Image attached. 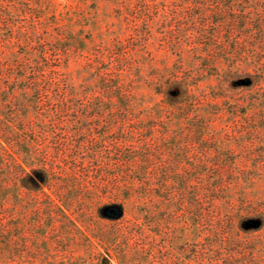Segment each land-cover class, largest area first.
<instances>
[{
	"label": "rangeland",
	"instance_id": "rangeland-1",
	"mask_svg": "<svg viewBox=\"0 0 264 264\" xmlns=\"http://www.w3.org/2000/svg\"><path fill=\"white\" fill-rule=\"evenodd\" d=\"M228 1L23 0L25 5L20 6L22 9L20 14L24 15L22 24L29 30L33 26L36 28L33 40L37 42L44 40V43H37L35 49L37 51L45 49L48 57L52 59L49 61L44 58V66L49 64L51 69L56 70L55 76L62 81V87L65 88L64 83L67 84V87L62 90L65 94L71 95L67 103L69 109L63 112L53 113L51 111L52 102H45L37 107L39 113L33 111L34 106L26 108L38 127H36V135L29 132L25 134L30 141L34 139L38 148L34 159L28 156L29 163L34 168L39 167L42 160L57 171L59 178L68 177L76 172L86 180L92 181L98 174L110 173L114 170L99 167V162L105 159H101L93 151L101 143L90 142L89 136H98L101 140L111 141L112 138L121 135L118 131L120 127L128 130L136 128L140 131V128L148 124H157V129L151 132L153 136H156L157 149L159 145L160 148L168 145L160 139L166 128H170L168 132L171 136L182 133L192 138L199 129L208 137H212L211 141L203 140L196 148L189 151L190 155L186 162L192 165H187V168L195 166L193 159L194 162L198 158L203 159L199 155L201 153L205 155L203 149L206 146H217L218 142H221L232 147L236 163L224 164L221 168L223 159L220 160L217 155L214 156V153H211L208 159L220 165L212 173L223 175L218 183L219 188L223 189L217 193L221 199L219 206L226 208L222 202L226 198L234 199L237 204L233 207L234 224L230 227L235 240L232 238L231 243L224 244V249H215L213 254L217 256H213L207 251L208 243L213 238L206 237L200 246L206 249L199 257L203 262H199L198 259L192 257L190 251L183 253L181 249L173 245L175 237H180L182 233L180 224L179 226L173 223L165 224L160 229L152 225V231H149L142 225L143 215L135 214L133 216L138 218L137 222L132 220L135 225L130 222L124 224L127 235L133 232V238L128 243V256L131 263L127 264H210L208 259L210 256L221 257L226 262L225 256L233 251L242 255L240 258L242 262L254 263L257 258L264 260V233L257 237L252 231L246 233L245 227L241 226L240 219L248 215L235 211L264 203V85L261 90H254V86L246 84V79H243L248 78L254 81L259 78L258 71L255 72L254 68L259 71L264 70V49L253 47L259 37L257 29L264 30V20L252 19L248 23L234 22L233 39L232 37L229 39V36L224 33H219L218 37L224 41L212 47L207 43L206 38L198 35L201 30L200 24L218 17L208 10L206 5ZM246 1L264 4V0ZM205 14L208 16H204ZM243 25L244 29H241L240 26ZM223 30H228V28L224 27ZM212 31V26L206 28L207 33ZM8 33L7 30H0L2 36ZM228 39L233 48L237 47L238 51L246 52L248 56L244 57L250 60L251 65L248 67V65L239 64L241 70L238 75L242 76V79L236 83L240 85L235 87L233 85V88L226 93V97L215 95L220 92V83L215 77L209 78L206 74L196 77L195 79L199 80L196 85V97L200 104L196 109H191L195 113H191L182 120L183 128L180 130L176 129L177 124H180L179 119L173 118L171 122H167L166 118V123L161 121L153 123L154 120L147 119L145 116L147 110L107 111L112 104L106 99L110 95L104 89L106 85L122 83L124 89L133 92L135 101L142 106H151L160 99L152 88L157 74L166 76L169 71L173 70H183L189 75L197 73L205 68L204 64L207 63L205 51L211 48L220 56H225L221 48L224 44L228 46ZM23 49L27 51L22 46L15 48L19 53L23 52ZM235 57L237 62L243 60L238 54ZM225 58L224 63H228L229 59ZM223 66L226 67V64ZM118 68L120 70L117 71ZM244 68H248L250 72L244 71ZM105 72H108L106 76ZM249 74L250 77H246ZM102 75L107 80L102 79ZM23 84L22 81L1 80V86L7 87L9 91L12 87L16 88L14 94L16 100H12L15 106L4 103L5 94L0 93V102L5 104L0 112L3 119L8 118V112L20 103L27 102L25 94L19 89ZM98 95L99 97H96ZM101 95L104 98H101ZM48 96L49 93L47 98ZM52 96L54 99V95ZM113 99L114 103H118L116 97ZM97 105H102L100 108L102 111L95 107ZM17 108L22 110L18 113L23 114L21 106ZM196 113L200 116L196 117ZM43 116L47 118L45 127L39 121ZM8 119L10 120L11 117ZM17 127L21 125L17 124ZM109 127L114 131L104 134L103 132L108 131ZM41 128L51 132L46 139L42 137ZM90 128H93L88 133L91 135L81 132L82 129L89 130ZM79 129L80 132L74 133V130ZM67 131L72 132L68 133L70 145L66 153H60V139L66 136L64 132ZM149 133V130H144L143 135L140 136L142 134L140 132L134 140L141 142L139 140ZM177 141L175 139V142ZM45 144L48 147H45ZM111 150L113 153L107 152L103 155L116 157V150L113 148ZM167 151L160 152L167 155ZM186 172L190 176H196L193 170L186 169ZM213 174L210 173L209 176L212 177ZM206 179L197 180L205 182ZM58 182L63 183L62 180ZM228 184L229 187L225 188L224 185ZM25 185L27 182L22 177L3 178L0 176V224H3L0 229V264H47L46 262L55 264L57 261L64 260L63 257L86 255L80 236L66 234L62 218L58 217L59 221H55L42 214L39 205L43 206L47 199L40 196L41 194L36 196L35 190L26 189L23 187ZM18 186H21L22 194L15 197L12 195L16 192L13 187ZM141 208L145 207L141 205L135 207L136 210ZM169 210L174 211L173 214H167L170 218H174L179 212L174 210V204L169 206ZM161 211H156V217L163 216L159 215L163 213ZM186 217L187 214L181 212L178 214L177 222L185 220ZM204 219L208 221L209 216H204ZM246 226H253L251 220H247ZM43 232L44 236H42ZM236 233L239 236H249L250 241L238 240ZM170 236H173L172 242H170ZM121 240L125 241L124 237ZM183 248H187V245L183 244ZM189 256L191 259H187ZM240 259L233 257V260L229 261L239 264ZM219 263L221 264V261ZM111 264H117V262L113 260Z\"/></svg>",
	"mask_w": 264,
	"mask_h": 264
},
{
	"label": "trees",
	"instance_id": "trees-1",
	"mask_svg": "<svg viewBox=\"0 0 264 264\" xmlns=\"http://www.w3.org/2000/svg\"><path fill=\"white\" fill-rule=\"evenodd\" d=\"M24 3L23 0H0V30L9 32L5 36L0 34V93L5 94L4 103L15 106L12 104V100H16L14 97L16 88L12 87L9 91L7 87L1 86V80L22 81L24 84L19 89L27 98V102L18 105L23 109V114L18 113L22 110L17 106L8 112V118L11 117L10 120L0 116V176L3 178L22 177L27 182V185L23 187L34 189L36 196L41 194L40 196L47 199L43 206L38 204L40 212L46 217L55 219V221H59L57 220L58 217L62 218L65 233L70 236H80L86 255L63 257L64 260L57 261L55 264H111L113 260L117 264L131 263L128 256V243L133 238V232L127 235L124 224L128 222L134 224L132 220L137 222L138 218L133 216L135 214L143 215L142 225L149 231H152V225L160 229L165 224L173 223L178 226L180 224L182 231L180 237L176 236L173 241V236H170V242L173 241L175 248L181 249L183 253L190 251L192 257L198 259L199 262H203L199 257L206 250L200 247L202 242L206 240V237H212L213 239L208 243L207 251L213 256H217L213 254L215 249H224V244L232 242L233 236L230 227L231 224H234L233 207L237 204L234 199L226 198L222 200L226 208L219 206L221 199L217 193L223 189L219 188L220 184L218 183L223 175L212 173L220 165L212 163L208 157L214 153V156L217 155L220 160L223 159L221 168L224 164L236 163V157L232 154L231 145L218 142L219 145L217 146H206L203 149L205 155L202 153L199 155L203 159L198 158L194 162L192 158L195 166L187 168V165H192L186 162L188 155H190L189 151L196 148L203 140H212V137L202 133V130H196L194 136L190 138L182 133L171 136L168 132L170 128H166L160 139L168 145L161 148L159 145L158 150L156 148V136L151 133L157 129V124H148V126L140 128V131H137L136 128L128 130L120 127L118 131L121 135L112 138L111 141L101 140L98 136L88 134L93 128L82 129L81 132L91 135L89 136L90 142L101 143L93 151L101 159H105L101 160L100 166H98L100 168L105 167V169L113 168L115 171L98 174L92 181L86 180L76 172L68 177L59 178L57 171L42 160L39 167L31 166L28 159L30 157L35 158L38 148L34 139L30 141L26 135L28 132L35 134L37 126L33 116L30 115V111H27L26 108L34 106L33 111L37 112V107L42 106L45 102H52L51 111L53 113L63 112L69 109L67 103L68 97L71 95L65 94L63 91L67 84L64 83L65 88L62 87V81L55 76L56 70L51 69L49 64V66H44V58L49 61L52 60L48 57L45 49L42 51L35 49L37 43H44V40L38 42L33 40L36 33L35 26L29 30L22 24L24 15L20 14L22 11L20 6L25 5ZM206 8L218 17H215V20H208L206 17L208 21L200 24L201 30H199L198 35L206 38L211 47L216 46V43H223L224 40L218 37L219 33H224L229 36V39L231 37L233 39L234 22L245 21L248 23L252 19L264 20V4H259L256 1L229 0L224 3L207 4ZM204 16L208 15L205 14ZM209 26L213 27V31L207 33L206 28ZM224 27L228 30H223ZM240 28L244 29V25ZM257 32H259V37L253 47H259L262 50L264 49V30L259 28ZM228 40V46L224 44V47L221 48L225 56H220L211 48L209 51H205L207 63L204 64L205 68L200 69L197 73L189 75L183 70H173L172 72L169 71L166 76L157 74L152 88L160 99L151 106H142L135 101L133 92L124 89L122 83L106 85L104 89L110 94L106 99L112 104L107 111L147 110L145 116L147 119L154 120L153 123L156 121L166 123V118L167 122H171L173 118L179 119L180 124H177L176 129L180 130L183 128L182 120L191 113H195L191 109H196L197 105L200 104L196 97V85L199 81L195 79L196 77L204 74L209 78L215 77L220 83V92L215 95L226 97V93L233 88V85L234 87L240 85L236 83L242 79V76L238 75L241 70L239 64H245L248 67L251 65L250 60L244 57L248 56L246 52L238 51L237 47L233 48L230 40ZM19 46L25 47L27 51L23 49V52H17L15 48ZM236 54L240 55L243 60L237 62ZM225 57L229 59L227 60L228 63H224ZM225 64L226 67L223 66ZM244 69V71L250 72L248 68ZM254 69L255 72L258 71L259 78L254 81L248 80V78L243 79H246V84L254 86V90H261L264 85V70ZM104 75L101 76L102 79L107 80L106 75ZM246 77H250V74ZM52 95H54V99H52ZM101 96L104 98L103 95ZM114 97L118 103H114ZM4 103L0 102V112L5 107L3 106ZM57 105L58 107H56ZM95 107L100 110L102 105ZM195 116L199 117L200 114L196 113ZM39 121L44 124V127L47 124L45 116L41 117ZM17 124L21 127H17ZM52 125L54 126L55 122ZM110 125L112 126V124ZM41 130L43 139H46L51 133L43 128ZM144 130H149L150 133L144 136L142 140L140 139L141 142H136L134 137L140 132L142 133L140 136H142ZM110 131H114V129L110 130L109 127V130L103 133L107 134ZM77 132H80V129L74 130V133ZM68 133L72 132H64L66 136L60 139V153H66L67 147L70 145ZM124 134L126 136H123ZM37 137L39 138V136ZM175 139L178 141L175 142ZM45 147L48 145L45 144ZM112 148L116 150V157L103 155L107 152L113 153ZM165 150H168L167 155L160 152ZM184 166L185 169H183ZM186 169L193 170L197 177L188 175ZM210 173L213 174L212 177L209 176ZM66 178L67 180H63ZM199 178H208V180L201 182L197 180ZM55 180H62L63 183ZM224 187H229V184L224 185ZM13 190L16 191L12 194L15 197L22 194L21 186L13 187ZM172 204H174V210L179 211L178 214L181 212L187 214L185 220L177 222L178 214L174 216L175 219L168 217V213H174L173 210H169V206ZM139 205L145 208L136 210L135 207ZM156 211L163 212L159 214L163 216L156 217ZM235 211L239 214L248 215V217L243 216L240 219L241 226L245 227L246 233L252 231L256 237L264 233V203ZM204 216H209V222L204 219ZM247 220H251L253 226H246ZM2 227L3 224H0V229ZM42 236H44V232ZM235 236H238L240 241H250L249 236H239L238 233ZM123 237L125 241L121 240ZM177 237L179 238L177 239ZM183 244L187 245V248H183ZM233 257L240 259L242 255L233 251V253L225 256L226 262L221 257L213 258L210 256L208 259L210 264H220V261L221 264H233L229 261L233 260ZM187 259H191V257L189 256ZM203 259H205L204 256ZM262 259L257 258L254 263L242 262L240 259L238 263L264 264ZM46 263L48 264V262Z\"/></svg>",
	"mask_w": 264,
	"mask_h": 264
}]
</instances>
